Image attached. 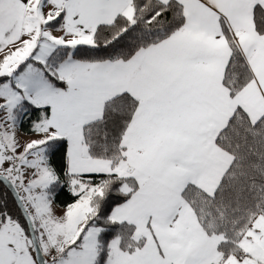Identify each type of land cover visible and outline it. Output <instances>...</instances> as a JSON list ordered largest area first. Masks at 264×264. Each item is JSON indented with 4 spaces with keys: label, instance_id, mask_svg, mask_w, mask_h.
Here are the masks:
<instances>
[{
    "label": "snow or ice",
    "instance_id": "snow-or-ice-1",
    "mask_svg": "<svg viewBox=\"0 0 264 264\" xmlns=\"http://www.w3.org/2000/svg\"><path fill=\"white\" fill-rule=\"evenodd\" d=\"M0 188V264H264V0H0Z\"/></svg>",
    "mask_w": 264,
    "mask_h": 264
},
{
    "label": "trees",
    "instance_id": "trees-1",
    "mask_svg": "<svg viewBox=\"0 0 264 264\" xmlns=\"http://www.w3.org/2000/svg\"><path fill=\"white\" fill-rule=\"evenodd\" d=\"M6 192H7L6 189L0 188V199H8L9 200V207L15 213L16 209H15L14 205L11 204V197L7 196ZM60 199L63 200L64 197L62 196ZM58 203H59V201H58Z\"/></svg>",
    "mask_w": 264,
    "mask_h": 264
}]
</instances>
